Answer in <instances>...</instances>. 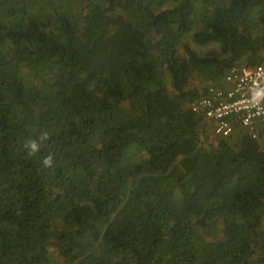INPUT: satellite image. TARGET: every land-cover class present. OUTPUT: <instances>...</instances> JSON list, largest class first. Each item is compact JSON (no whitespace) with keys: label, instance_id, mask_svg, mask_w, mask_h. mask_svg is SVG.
Wrapping results in <instances>:
<instances>
[{"label":"trees","instance_id":"trees-1","mask_svg":"<svg viewBox=\"0 0 264 264\" xmlns=\"http://www.w3.org/2000/svg\"><path fill=\"white\" fill-rule=\"evenodd\" d=\"M241 59L264 0H0V264H264V133L193 109Z\"/></svg>","mask_w":264,"mask_h":264},{"label":"built area","instance_id":"built-area-1","mask_svg":"<svg viewBox=\"0 0 264 264\" xmlns=\"http://www.w3.org/2000/svg\"><path fill=\"white\" fill-rule=\"evenodd\" d=\"M228 88L212 86L210 96L193 105L203 112L204 124L211 123V132L218 138H231L238 126L253 139L257 125L264 121V61L251 67H233L224 77Z\"/></svg>","mask_w":264,"mask_h":264},{"label":"rangeland","instance_id":"rangeland-1","mask_svg":"<svg viewBox=\"0 0 264 264\" xmlns=\"http://www.w3.org/2000/svg\"><path fill=\"white\" fill-rule=\"evenodd\" d=\"M216 48L215 45H211V46H207L205 48H203V50H206L207 52H213L214 53V49ZM262 54V52H261ZM257 53L253 54V63L254 62H257ZM242 63H247L246 60L242 61L239 60L238 62L234 63L232 67H240L242 65ZM224 73V72H223ZM223 76V75H222ZM223 89H226L228 88V85L224 82V77L221 78L220 80V84H219ZM201 129V128H200ZM202 129L204 130V136L202 137V141L203 143H207V144H216V141H217V138L215 137V135L211 132V123H207V124H204V127H202ZM236 132L235 134L230 138V140L232 139V141H235L234 139L238 138V134H239V131L241 132V129L237 126L236 128ZM257 136H259V133H264V121L263 122H260L258 125H257ZM235 137V138H233ZM264 138V136H263ZM231 146H233V143H231Z\"/></svg>","mask_w":264,"mask_h":264},{"label":"clouds","instance_id":"clouds-1","mask_svg":"<svg viewBox=\"0 0 264 264\" xmlns=\"http://www.w3.org/2000/svg\"><path fill=\"white\" fill-rule=\"evenodd\" d=\"M264 95V93H256V96L259 97ZM43 138H47V134L44 135ZM26 147L29 149L30 154H35L39 150V144L35 140H29L26 142ZM53 162V156L49 155L43 160L44 166H51Z\"/></svg>","mask_w":264,"mask_h":264}]
</instances>
